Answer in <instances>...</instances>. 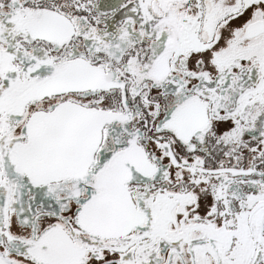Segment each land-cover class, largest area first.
I'll use <instances>...</instances> for the list:
<instances>
[{
	"label": "snow or ice",
	"instance_id": "1",
	"mask_svg": "<svg viewBox=\"0 0 264 264\" xmlns=\"http://www.w3.org/2000/svg\"><path fill=\"white\" fill-rule=\"evenodd\" d=\"M0 264H264V0H0Z\"/></svg>",
	"mask_w": 264,
	"mask_h": 264
}]
</instances>
